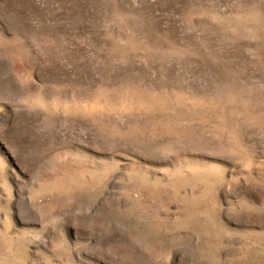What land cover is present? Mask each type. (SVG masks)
Instances as JSON below:
<instances>
[{
    "label": "rangeland",
    "instance_id": "1",
    "mask_svg": "<svg viewBox=\"0 0 264 264\" xmlns=\"http://www.w3.org/2000/svg\"><path fill=\"white\" fill-rule=\"evenodd\" d=\"M0 264H264V0H0Z\"/></svg>",
    "mask_w": 264,
    "mask_h": 264
}]
</instances>
